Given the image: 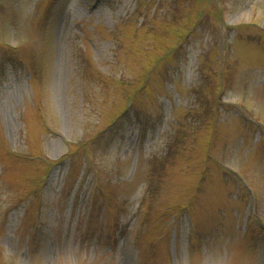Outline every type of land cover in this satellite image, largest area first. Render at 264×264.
I'll use <instances>...</instances> for the list:
<instances>
[{
  "label": "rangeland",
  "instance_id": "obj_1",
  "mask_svg": "<svg viewBox=\"0 0 264 264\" xmlns=\"http://www.w3.org/2000/svg\"><path fill=\"white\" fill-rule=\"evenodd\" d=\"M0 264H264V0H0Z\"/></svg>",
  "mask_w": 264,
  "mask_h": 264
}]
</instances>
